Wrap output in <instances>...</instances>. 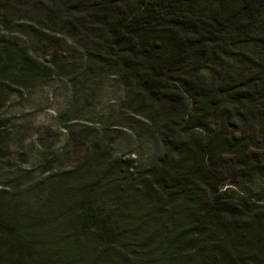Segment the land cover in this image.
I'll list each match as a JSON object with an SVG mask.
<instances>
[{
	"label": "trees",
	"instance_id": "16d2710c",
	"mask_svg": "<svg viewBox=\"0 0 264 264\" xmlns=\"http://www.w3.org/2000/svg\"><path fill=\"white\" fill-rule=\"evenodd\" d=\"M21 1L0 0V17ZM79 1L93 7L102 50L124 81L134 79L158 100L170 78L182 81L192 101L180 117L182 133L200 130L204 139L171 142L174 156L141 172L94 154L51 188L44 214L17 217L0 193V264H264V214L219 192V150L233 155L246 177L264 175V135L214 132L218 118L247 109L264 123V0H211L206 8L207 0ZM88 32L93 37L91 26ZM212 45L223 58L217 80L197 82L186 70ZM69 69L57 55L41 66L0 39V89L40 84ZM102 196L116 203L117 218L98 212ZM38 232L68 258L40 256L33 249Z\"/></svg>",
	"mask_w": 264,
	"mask_h": 264
},
{
	"label": "rangeland",
	"instance_id": "374dc122",
	"mask_svg": "<svg viewBox=\"0 0 264 264\" xmlns=\"http://www.w3.org/2000/svg\"><path fill=\"white\" fill-rule=\"evenodd\" d=\"M204 2V8L212 4ZM5 14L0 17V39L13 49H24L41 66H49L57 55L70 68L40 84L0 89V193L15 216L42 214L51 188L94 154L105 153L108 165L118 161L141 172L156 167L164 155L173 157L171 142L203 141L205 132L200 130L182 133L180 117L192 104L182 81L170 78L158 100L134 79L124 81L120 66L109 63L102 50L104 39L91 23L98 24L90 17L95 15L93 7L79 0H23ZM89 26L93 37L85 34ZM215 49L212 45L194 55L187 75L197 82H216L223 58ZM225 66L231 67L230 61ZM234 67L237 73L243 69ZM180 95L184 99H175ZM262 120L247 109L242 117L218 118L214 132L264 135ZM219 152L224 160L219 192L235 205L264 214V175L246 177L233 155ZM97 206L99 213L117 218L116 203L109 196H102ZM41 233L33 249L63 262L66 251L53 249Z\"/></svg>",
	"mask_w": 264,
	"mask_h": 264
}]
</instances>
